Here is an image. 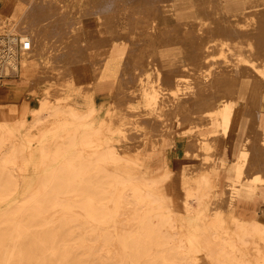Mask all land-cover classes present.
I'll use <instances>...</instances> for the list:
<instances>
[{"label":"bare ground","instance_id":"obj_1","mask_svg":"<svg viewBox=\"0 0 264 264\" xmlns=\"http://www.w3.org/2000/svg\"><path fill=\"white\" fill-rule=\"evenodd\" d=\"M184 1H187L188 5H185ZM257 2L264 8V0H167L165 7L166 12L174 14L177 22L186 23L188 26L199 23L203 13H209L213 18L226 17L228 20V22L225 21L226 25L234 26L230 20L240 15L248 16L249 12L257 6ZM4 4L5 6L0 10V32L18 34L22 39L30 42V49L20 54L21 66L32 65L34 59L44 50L50 52L53 47L59 49L68 35L72 40L77 38L74 33L77 29H81L80 23L85 19L76 17L71 5L66 4L64 0H5ZM124 5L128 6L127 1ZM34 6L37 8L36 15L33 14ZM243 10H246L248 14H244ZM92 14L96 15V38L77 39L80 45H84V48L80 47V52L68 49V55L83 54L85 50L91 58L89 61H95V56L98 55L102 62L99 78L116 79L118 77L117 64L120 58L112 59V57H123L126 54L121 44L123 40H135L138 29L132 24L131 12L124 8L93 11ZM134 14L138 15L142 12L136 11ZM151 20L154 22V18ZM162 20L169 24L164 17ZM193 45L197 46V44ZM256 53V48H252L251 44L240 46L237 43L230 44L222 41L206 51L204 57L206 62L201 68L196 66L197 68L193 69L191 62L192 68L189 63L179 62L173 65V63L165 62L167 64L165 76L168 78L159 79L158 67L153 70V74L142 70L139 72L137 70L134 74L135 89L130 99L127 98L128 107L144 117L143 127L148 128L147 130L139 127L137 132L148 131L156 136L162 132L169 136L168 141L172 144V124L160 128L162 126L160 125L161 117L166 116L165 120L169 119L168 123L171 120H177L179 125L189 123L190 128L183 131L187 137L185 161L194 158L199 153H203V158L209 161L204 163L203 172L193 173L195 169L193 170L190 166H184L181 170L182 175L180 176L186 192L181 204L184 209L181 221H185L184 228L187 229L185 238H176L173 233L168 234L167 230L172 228L173 218L169 213L163 217L166 225L163 228L165 235L162 244L164 247L174 249V254L178 255L176 258L180 264H204V260L216 264H264V249H260L264 248V224L255 220L245 221L233 214L237 197L252 198L259 193V187H264V125L261 129H258L256 125L258 109L264 107V92L261 90V85L264 84V61H258L255 58ZM181 54L187 55L188 61L191 60L193 63L201 60L197 57L198 51L187 49ZM217 55L219 58L214 59ZM69 61L71 62L67 65L54 69L57 71V80L52 82L47 90L71 88L76 76L87 69L85 66L76 65L77 59ZM179 66L180 71L172 73L173 69ZM197 69H200L201 77L204 78L203 84L205 82L207 84L200 85L201 81L198 82L193 75L191 77L190 72H196ZM213 74L215 77L222 74L223 84L218 81L210 83L213 80ZM91 83L84 82L83 84H90L88 87L92 91H80L88 108L86 112L79 111L71 103L62 104L60 99L52 104L47 93H42L31 107L22 108L26 114L24 122L27 128L37 126L48 116L54 114L63 116L66 121H73L78 127L84 126L94 111L95 84ZM6 84L5 82L0 83V87ZM163 86H171V92L162 88ZM213 86L223 88L214 90ZM79 87L84 88V85H79ZM235 87L244 89L240 95L232 96L230 94L239 92L235 91ZM7 89L9 88H0V98L6 96ZM68 96L66 95V98ZM191 98V105L186 106ZM11 105L15 106V104ZM237 107L245 108L246 113L251 117V123L241 150L229 165L233 177L230 183L225 185L224 195L221 197L209 190L211 187L209 168L219 169L226 164L227 160L224 159L225 138L234 124ZM14 115L15 113L8 115L7 122L12 121L14 124L12 120ZM261 118V122L264 123V117ZM211 122L215 125L213 136L198 137L191 134L194 127ZM81 132L77 139L74 134L68 136L63 141V147L54 149L56 154H53L51 160L55 164L49 171L43 172L40 186L37 187L31 200L24 201L0 215V264H84L85 261H95L100 264L114 261L115 264H122L126 259L130 261V264H140L148 252L136 248L154 244L151 241L155 239L160 241L157 216L148 213L144 215L143 232L137 240L129 244L134 250H130L126 256L120 255L117 251H114L115 256H113V251H109L110 232L108 229L119 212L117 208L112 207V203L86 201H94L99 196L111 201L114 197L112 192L114 183L119 179L113 178L104 165H117L120 156L118 149L109 144V140L97 139L89 130L82 129ZM12 134L13 131L8 124L0 120V201L17 188L19 175L17 171L22 170V167L16 159L33 140L26 137L23 138L24 144L13 143L15 139L10 137ZM158 139L159 142L162 137ZM35 140L40 144V150L45 158L47 146L41 138ZM75 140L79 141L84 151L87 152L84 158L74 151L68 155L63 154L66 150L65 144L67 142L76 143ZM157 140L150 141L148 148L145 145L140 150L136 148V151H139L134 152L137 164H144L151 159L154 155L152 151L157 146ZM8 141L12 143L4 146ZM121 142H124V138ZM126 147L124 145L121 148L126 150ZM193 175H195L194 186L189 183ZM162 176L161 182L169 177V172L165 171ZM154 183L148 186L153 187ZM159 183L158 179L156 187ZM161 193L165 198L160 190L158 194L154 190L146 189L143 192L142 201L145 204L156 205L161 200ZM126 195L125 193L121 196L125 199ZM262 197L264 198V194ZM8 201L6 200L5 203ZM54 206L61 211L60 216L57 215L58 210L51 211ZM141 209L143 208L139 211L134 209L132 216L142 215L143 210ZM80 213L84 215L82 226L78 225ZM25 216L29 220L28 225L24 224L23 217ZM200 216L203 218L201 219ZM58 221L68 225L69 233L66 235L68 238L70 236L84 239L82 243L73 242L68 247H83L88 245L85 241H94L93 247L96 249L90 251L57 250L55 240L47 231L57 229L52 224ZM80 230L87 231V233L70 235V232ZM97 230H100V233ZM152 233H155L154 239L151 238ZM158 245L159 242L148 246ZM250 245L255 249L251 252L253 255L247 249ZM201 249L205 251L202 257L198 255ZM156 260L157 258L153 257L149 262Z\"/></svg>","mask_w":264,"mask_h":264},{"label":"rangeland","instance_id":"obj_2","mask_svg":"<svg viewBox=\"0 0 264 264\" xmlns=\"http://www.w3.org/2000/svg\"><path fill=\"white\" fill-rule=\"evenodd\" d=\"M126 1L128 6L125 7L124 4ZM0 2L1 10L5 6V0H0ZM64 2L71 5V9L75 11L76 17L85 18L83 22L80 23L81 29H77L75 31L76 33H74L77 38L72 40L68 35V38L66 41H63L59 49L53 47L50 52L44 50L43 53H40L34 59L32 65L21 66L19 63L21 71L17 79L14 78L4 81L7 84L3 87H8L9 89H7L6 96L0 98V108H2L0 120L7 123L9 128L13 131V134L10 135L11 138L15 139L13 143L17 142V144H24L25 141H23V138L26 137H30L33 140L29 147L19 153L16 159L18 164L22 167V170L17 171L19 173L17 179L18 185L16 189L12 190L7 197L0 201V215L24 201L31 200L37 187L40 186L39 183L43 172L46 170L49 171L51 166L55 164V162L51 160L53 154H56L54 149L56 147H63V141L66 140L68 136L74 134L77 139L80 133H82V129L89 130L97 139L102 138L109 140V144L114 145L115 148L118 149V155L120 156V161L117 165H104L113 178L119 179L118 182L114 183V188L112 189L114 197L111 201L100 196L94 201H86L97 203L109 202L112 203V207L117 208V212H119L110 223V228L108 229V232H110L108 241V244H110L108 247L109 251H113V256H115L114 251H117L122 256H126L130 250H134L129 244L137 240L139 235L143 232L144 215L152 213L153 216H157V228L160 233V241L159 239L153 240L156 236L155 233H152L151 238H153V241H151V243L157 244L159 242L158 246H148L154 244H147L143 247L138 246L136 248L148 252L144 255L145 257H143L140 264H180L176 258L178 255L174 254V249L168 246L164 247L162 239L165 235V233H163V228L166 225L163 221V217L168 213L171 214L173 220L171 221L172 228L168 229L167 233H173L176 238L182 237L184 239V235L187 232V229L184 228L185 221H181L182 216H184V209L181 204L186 193L183 180L180 176L182 174L181 172H173L172 174V170L169 169L170 167L168 168L167 163V168L163 165L164 159L167 160L163 152L168 145V135L162 132H160L159 136L150 134L148 131L137 132L139 127L147 130L148 128L143 127L144 117L138 114L137 111L131 110L128 107L129 103L127 98L129 97L130 99L133 94L132 91L135 89L133 77L137 70V72L142 70L153 74V70L158 67L160 70V72L158 71L159 79H162V77L168 78V76H165L167 73V64L163 62L166 58L160 59V57H172L178 54V52L180 54L186 52L187 49L188 51L190 49L191 51H198L199 55L195 56L201 58V60H197V63L194 62L192 64H196L193 69L197 67L201 68L206 62L204 59L206 51L214 48L217 43L222 41H227L230 44L237 43L240 46L251 44L252 48H256L257 50L255 58L260 62L264 61V8L257 2V6H255L249 14L246 10H243L246 12H244V14H248V16L240 15L232 18L230 21L234 26L226 25L225 21L228 22L226 17L213 18L209 13H203L199 23L188 26L186 23L177 22L173 13L166 12L165 5H167V0H124V2L123 0H64ZM184 2L185 5H188L187 1ZM49 5H51V3H49ZM116 7H118V9L124 8L131 12L132 24L138 30L136 31L135 40H123L124 42L121 45L126 50V54H124L123 57H112V59L120 58L117 64L118 77L116 79L104 80L99 78L100 65L102 62H100L101 58L98 57V55L95 56V61H89L91 58L88 57L87 51L83 50V54L78 53L76 56H69L68 49L80 52V47L84 48V45H80L77 39L87 40L96 38L97 33L95 28L97 27V22L96 15L92 14L93 11L100 12L102 10L115 9ZM240 9H242L241 6ZM136 11H141L142 14L135 15L134 13ZM36 13L37 8L34 6L33 14L36 15ZM163 17L169 24L163 22ZM153 18L154 22L151 20ZM3 32L0 33L2 34ZM193 44H197V46ZM70 58L73 60L77 59V62H75L76 65L85 66L87 69L82 74L76 76L75 81L71 84V88L47 90L50 84L57 80V71L54 69H59L62 65H67L71 62L69 60H72ZM217 58H219L218 55L215 56L214 59ZM178 71L180 70L176 68L172 73H177ZM199 71L200 69H197L196 72H190L191 77L194 76L197 78L198 82L201 81L202 83L200 82V85L207 84V82L203 84L204 78L201 77L202 75ZM210 78L212 77L210 76ZM222 78H224L222 74L219 77H215V74H213V80L210 83L218 81L223 84L224 80H222ZM84 82H92L91 84H95L94 111L84 126L78 127L73 121H66L63 116H55L54 114L48 116L37 126L29 129L27 128L24 122L26 114L23 112L24 110L22 108H25V106L31 107L42 93H47L50 103L52 104L60 99L62 104L71 103L74 107L78 108L79 111L86 112L88 108L80 91L86 92L87 90L92 91V89L88 87L90 84H83ZM79 85H84V88L79 87ZM196 87L198 90V86ZM213 87L215 88L214 90L223 88L222 86ZM162 88L170 92L172 90L171 86H163ZM234 89L239 92L230 94L232 96L240 95L244 88L235 87ZM261 90L264 92V84L261 85ZM66 95L69 96L66 98ZM187 103L186 106H190L192 98ZM11 104H15V106ZM179 106L180 105H178V107ZM12 113H15L12 119L14 124L12 121L7 122V116ZM236 113L247 114L243 107ZM259 113L260 117H264V107L260 108ZM165 117L164 115L161 117L160 125L162 126L160 128H163V126L167 124H172L173 137L174 135L183 134V131H187L191 126L189 123L179 125L180 123L177 120H171L168 123L169 119L166 118L165 120ZM262 125H264L263 122H261V126ZM232 127H234V124ZM214 132L215 125L214 122H211L209 124H201L194 127L191 134L197 135L198 137H209L213 136ZM158 137H162L163 142L158 144ZM36 138H41L44 141V145L47 146V156L45 158L43 156L44 153L40 150V144L35 140ZM122 138H124V142H121ZM155 139L158 140L156 143L157 146H155V149L152 151L154 155L144 164H137L135 162L134 152L137 153L139 151H136V148L140 150L143 145L148 148V144L150 146V141ZM75 141L76 143L67 142L65 144L66 150L63 154L68 155L74 151L75 153L78 152L81 158H84L87 152L84 151L79 141ZM10 143L12 142H5L4 146H9ZM124 145L127 146L126 150L121 148ZM227 156L225 149V160H227ZM191 161L192 159L186 160L185 163H190ZM193 161L194 165L190 166L192 169H195H193V173L197 171L203 172L204 163L209 162L203 158V153L197 154V156L193 158ZM165 170L169 171V177L161 182L163 178L162 174ZM209 171L211 180L210 192L218 196L224 195L221 182L223 181L222 176L226 173L223 175V172H220V176L219 171L216 169L209 168ZM155 177H158L160 181L158 187H156V181H158V179H152ZM194 178L195 175H193L189 182L192 186L195 184ZM152 182H155L154 186H148ZM146 189H150L151 191L154 190L158 194L160 190L164 193L165 198H163L164 196H162L161 193V200L158 201V204H145L142 201V195ZM125 193L127 195L124 199L121 195ZM261 193L263 196L264 191ZM6 200H9L8 203H5ZM192 205L195 206V204ZM140 208H143L141 209L143 210L142 215L133 217V210L139 211ZM55 209L58 210L57 215L60 216L61 211L58 207L54 206L51 211ZM258 210V212L262 214L264 202ZM233 214H235V212H233ZM173 215L175 217H173ZM83 216L82 213L78 215V225L80 226H82ZM200 218L202 219L203 216H200ZM23 219L24 224L28 225L29 220L27 217L25 216ZM199 223L202 224V222ZM52 226L57 229H50L47 232L50 233L52 239L55 240V248L57 250L77 249L81 251H90L96 249V247H93V245H95L94 241H85V244L88 243V245L83 247H68L70 243H82L84 239L81 237L71 238L70 236L68 238L66 236L69 233L67 230L68 225L60 223L59 221L52 224ZM94 227L96 226L94 225ZM97 232L100 233V230H97ZM85 233H87V231L80 230L77 232H70V235L74 234L76 236V234L81 235ZM247 249L250 254L253 255L251 252L255 251V249L251 245ZM260 249L263 250L264 248ZM157 252H159V254H157ZM204 253L205 251L201 249L198 255L202 257ZM148 254H150V256H147ZM153 257H156L157 260L149 262ZM84 264L100 263L85 261ZM108 264H115V262L111 261ZM122 264H130V261L126 259ZM204 264L216 263L204 260Z\"/></svg>","mask_w":264,"mask_h":264},{"label":"crops","instance_id":"obj_3","mask_svg":"<svg viewBox=\"0 0 264 264\" xmlns=\"http://www.w3.org/2000/svg\"><path fill=\"white\" fill-rule=\"evenodd\" d=\"M178 51V50H177ZM187 55L185 54H178L172 56V57H160V59H165L163 62H168V64L173 65L175 63H189L190 62L192 65V61L186 58ZM188 61V62H186ZM200 62V61H199ZM188 66V67H189ZM194 66V65H192ZM192 66H190L192 68ZM181 69V67H176ZM174 68V70H176ZM238 110H241V107L236 108V112ZM258 115H257V120H256V125L258 129H261V117H260V107L258 109ZM254 121V120H253ZM251 123V117H249L248 114H241V113H236L234 116V127L230 131L227 132L226 138H225V144H226V153H227V161L224 167L216 169L220 172L226 173L224 176H222V182H221V188L224 191L225 190V185L227 183H230V180H232V171L230 170L231 167L229 165L231 164V161L234 157L237 156L238 152L241 150L243 144H244V139L248 133L249 127ZM186 134H180V135H174L172 139V144L169 143L167 148L164 150L163 155L167 157V160L164 159L163 165L165 168H168L172 170L173 172H181L182 167L184 166H192L194 165V161L192 158V161L190 163H185L184 159V153H185V148H186V142H187V137L185 136ZM169 137V136H168ZM157 140V139H156ZM154 141V140H151ZM163 142V139L158 142L161 143ZM167 163V166H166ZM228 165V166H227ZM214 169V168H213ZM168 171V170H165ZM169 172V171H168ZM165 173V172H164ZM163 173V174H164ZM162 174V175H163ZM221 176V175H220ZM158 178V177H157ZM262 191H264V188L259 187L258 189V194L254 195L252 198H245V197H237L235 199L234 207H233V212H235V216L243 219L245 221H253L255 220L256 222H259L261 224H264V210L262 211V214H260L258 209H260V206L264 202V198L262 197ZM217 195V194H216ZM218 196V195H217ZM222 197V196H221Z\"/></svg>","mask_w":264,"mask_h":264},{"label":"built area","instance_id":"obj_4","mask_svg":"<svg viewBox=\"0 0 264 264\" xmlns=\"http://www.w3.org/2000/svg\"><path fill=\"white\" fill-rule=\"evenodd\" d=\"M29 49L30 42L18 34H0V83L20 75V54Z\"/></svg>","mask_w":264,"mask_h":264}]
</instances>
